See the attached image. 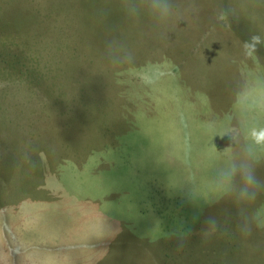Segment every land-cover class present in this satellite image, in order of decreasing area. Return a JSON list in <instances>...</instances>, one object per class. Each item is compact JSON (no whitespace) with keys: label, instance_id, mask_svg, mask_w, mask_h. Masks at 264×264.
<instances>
[{"label":"rangeland","instance_id":"1","mask_svg":"<svg viewBox=\"0 0 264 264\" xmlns=\"http://www.w3.org/2000/svg\"><path fill=\"white\" fill-rule=\"evenodd\" d=\"M173 3L156 26L120 0H0V264H264L217 176L264 125L235 103L264 79V43L244 49L264 0ZM209 214L227 234L200 235Z\"/></svg>","mask_w":264,"mask_h":264},{"label":"clouds","instance_id":"2","mask_svg":"<svg viewBox=\"0 0 264 264\" xmlns=\"http://www.w3.org/2000/svg\"><path fill=\"white\" fill-rule=\"evenodd\" d=\"M121 10L126 17L137 19L141 15L147 16L156 26L168 23L176 16L173 0H120ZM228 11L224 10L217 16L219 20H225ZM179 22L182 17H176ZM264 43L259 35H252L244 44L245 52L249 49L255 51L257 45ZM134 53L129 51L127 61L134 60ZM235 103L244 108H252L255 111L264 113V79H260L251 86H246L243 90L235 94ZM230 144L238 142V132L235 130L228 132ZM247 140L250 144H245L244 154L240 158H233L217 174L219 190L225 196L233 198L237 205V230L244 236H250L253 228H264V223H259L254 217L250 216L244 205L254 202L260 193H264V180L257 175L256 165L258 161L253 156L256 147H264V125H254L249 128ZM228 149H225V153ZM213 202H206L207 206H212ZM202 210H198L193 221H199ZM226 225L213 214H209L203 219V227L200 235L208 239L212 235L220 233L227 234ZM183 237H177V246H183Z\"/></svg>","mask_w":264,"mask_h":264},{"label":"crops","instance_id":"3","mask_svg":"<svg viewBox=\"0 0 264 264\" xmlns=\"http://www.w3.org/2000/svg\"><path fill=\"white\" fill-rule=\"evenodd\" d=\"M259 177L264 180V170H260L259 171ZM262 195H264V193H262ZM258 201L260 202L258 209L256 211V215L259 216V223H264V218H263V214H264V197H261L260 199H258Z\"/></svg>","mask_w":264,"mask_h":264}]
</instances>
